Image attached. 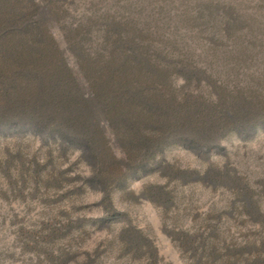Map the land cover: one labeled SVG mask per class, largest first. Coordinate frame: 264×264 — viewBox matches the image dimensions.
Returning <instances> with one entry per match:
<instances>
[{
    "label": "rangeland",
    "instance_id": "374dc122",
    "mask_svg": "<svg viewBox=\"0 0 264 264\" xmlns=\"http://www.w3.org/2000/svg\"><path fill=\"white\" fill-rule=\"evenodd\" d=\"M30 1L0 33V264H264V0ZM59 63L78 139L37 126Z\"/></svg>",
    "mask_w": 264,
    "mask_h": 264
},
{
    "label": "trees",
    "instance_id": "16d2710c",
    "mask_svg": "<svg viewBox=\"0 0 264 264\" xmlns=\"http://www.w3.org/2000/svg\"><path fill=\"white\" fill-rule=\"evenodd\" d=\"M23 1L25 0H18L17 4L15 2L7 4L6 0H0V24H3L0 27L1 34L11 28L12 25H17L18 23L23 29L31 28L34 21L33 17L37 12L30 0H28V5ZM44 16V13L40 14L34 25L43 28L45 24ZM63 66L59 63L56 73L48 80V83H52L49 95L55 98L56 102L61 106L60 108L58 107L55 115H46L45 111L42 114V118L38 119L37 126L40 130L60 131L63 135L71 136L73 140L80 137L75 131H70V123L78 115L76 105L78 104L79 94L76 93L77 87L73 83L74 80L68 78L69 75L64 72Z\"/></svg>",
    "mask_w": 264,
    "mask_h": 264
}]
</instances>
